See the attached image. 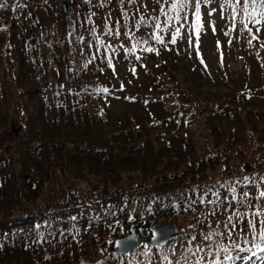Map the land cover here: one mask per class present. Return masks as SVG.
<instances>
[{"label":"trees","instance_id":"1","mask_svg":"<svg viewBox=\"0 0 264 264\" xmlns=\"http://www.w3.org/2000/svg\"><path fill=\"white\" fill-rule=\"evenodd\" d=\"M15 2L0 0V15L13 16L0 26V111L23 113L0 163V264H264V115L244 109L237 79L227 77L233 95L202 90L174 50L187 23L197 20L200 41L217 33L205 5L212 17L245 13L262 40L264 0H65L79 34L60 48L78 53L87 40L84 61L64 76L71 88L60 74L34 77L20 21L36 13ZM54 182L62 194L36 209ZM168 223L179 236L142 259L107 252L108 235Z\"/></svg>","mask_w":264,"mask_h":264},{"label":"rangeland","instance_id":"2","mask_svg":"<svg viewBox=\"0 0 264 264\" xmlns=\"http://www.w3.org/2000/svg\"><path fill=\"white\" fill-rule=\"evenodd\" d=\"M5 1H12L13 8L18 7L15 0ZM29 1L33 6L32 11L36 13V15L35 17H27L25 20L20 21V27L23 26L25 28L24 39L31 37L32 34L36 38H40L42 34L46 36V41L42 42L40 40L39 44L34 49L22 42L29 53L27 54V62L30 67H34L36 70L33 73L34 77H38L41 74L45 76L46 72L53 76L60 74L62 76L61 82L64 87L71 88L72 86L64 80V76L66 74H72L75 64L84 61L86 52L84 48L87 40L82 39L78 41L79 46L83 48V50L78 53L76 50L71 52L66 47L63 49L60 48L59 41L63 40L66 34H68V36L74 33L79 34L77 23L73 31L69 32L66 29V15L63 10V3L65 0H39V3L35 0ZM204 7L206 8V29L208 30L215 25L217 33H206L203 39H201L202 41H200V34L198 33L199 24L197 20H195V25L191 26V23H187L186 25L178 27V32L183 33V36L179 37V45H176L177 47L175 46L174 50L180 53V72L188 77L190 81L200 86L202 90L210 93L233 95L232 85L227 77L233 78L234 81L237 79L240 81L241 85H243L241 90L243 89L247 93L245 102H242V105L245 107L243 108L246 109V111L261 112V114L264 115V58L262 57L263 55L259 54V50H263L259 44L264 42V38H262V40L260 39L261 36L257 30L252 31V29L247 28L244 19V17H246L245 13L240 15L239 19H234L233 16L226 11L212 17L210 13L211 8L206 5ZM76 11L74 6L70 7V15L74 20L79 15ZM4 13H6L4 16L0 15V26L4 25L3 27L6 29L7 22L12 19L13 16L9 11ZM200 15L201 12L199 10L196 16L200 17ZM260 18L261 26H257V28L263 30L264 36V12H262ZM29 27L31 32H29ZM7 42L9 41L7 40ZM5 44L6 42H4V45ZM200 44L201 46H199ZM31 48L33 50H31ZM32 58H36V60L39 58V61L31 63ZM247 58L250 59L248 60ZM116 66L120 68L122 74H124L128 70L129 63L121 61L119 65L116 64ZM41 68L44 71H41ZM33 74L31 72V77H33ZM47 83L48 81L43 85L46 86ZM14 89L17 99H19L21 91L18 90L15 85ZM1 100H4L3 96H0V101ZM112 105L113 107L115 106V104ZM126 109L125 105L119 107V110ZM4 114L5 112L3 113L0 111V160L8 156L9 151H12L16 143L12 135L14 132L18 133L21 131L23 123L22 111H13L8 118H6L5 116L7 115ZM162 131H166L164 134L172 133L171 130ZM63 187L64 184L61 182H54L49 186V189H47L49 194L47 195V193H45V198L39 200V203L36 204V209L39 204L49 198L58 199L62 194L61 191ZM169 224L174 223L163 225ZM128 234L129 233L122 236V238L126 237ZM138 237L141 240V236ZM104 240L108 245L107 247H109L107 249L108 252L117 238L113 240V237L108 235ZM99 248L102 247L99 246L98 249ZM148 252L150 251L146 249L137 250L134 254L126 255L128 256L126 261L132 263L138 260V258H129L134 255L142 259L144 256L149 255ZM142 261L143 260H140L138 264L144 263Z\"/></svg>","mask_w":264,"mask_h":264},{"label":"water","instance_id":"3","mask_svg":"<svg viewBox=\"0 0 264 264\" xmlns=\"http://www.w3.org/2000/svg\"><path fill=\"white\" fill-rule=\"evenodd\" d=\"M63 9L66 15V28L68 31H72L75 27V20L70 15V7L67 2L63 3ZM43 41L46 40L45 35L41 36ZM27 44L36 46L39 40L35 37L27 38ZM19 133V132H18ZM16 133V135H18ZM0 150H1V138H0ZM1 163V160H0ZM147 229L151 233V237L148 241L142 242L137 235L138 231ZM179 234V228L177 225L169 224L162 226H155L153 224L148 225H133L131 227V233L125 237L115 241L114 246L109 250V253L114 255H130L134 254L141 247L145 248H159L172 241H174ZM91 261L87 260L86 264H90Z\"/></svg>","mask_w":264,"mask_h":264},{"label":"snow or ice","instance_id":"4","mask_svg":"<svg viewBox=\"0 0 264 264\" xmlns=\"http://www.w3.org/2000/svg\"><path fill=\"white\" fill-rule=\"evenodd\" d=\"M173 7H175V5H173ZM149 51H151V49H149ZM105 91H106V89H105ZM233 191H234V190H233ZM245 195H247V194L245 193ZM260 197L264 198V192H261V193H260ZM229 219H231V218H229ZM262 223H264V222H262ZM251 226H252V227H255L254 224H252ZM207 238H210V237H206V239H207ZM224 251L226 252L227 249H224Z\"/></svg>","mask_w":264,"mask_h":264}]
</instances>
